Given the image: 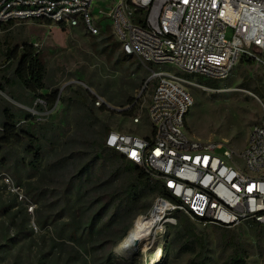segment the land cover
<instances>
[{
    "label": "rangeland",
    "instance_id": "obj_1",
    "mask_svg": "<svg viewBox=\"0 0 264 264\" xmlns=\"http://www.w3.org/2000/svg\"><path fill=\"white\" fill-rule=\"evenodd\" d=\"M94 3L95 10L105 4L104 0ZM23 41L37 46L46 83L57 90L59 99L43 111L35 110L45 127L40 135V166L30 170L29 156L17 145L6 164L0 163V173L18 183L27 197L19 199L0 179V264H192L198 244H185L178 232L191 224L197 236L205 233L208 264L238 255L248 264H264V228L260 231L251 222L202 226L177 212L161 218L146 250H118L134 221L150 212L159 195L146 191L133 208L122 211L112 192L123 188L131 174L120 171L112 176L114 166L109 161L100 167V161L94 160L85 169L84 161L109 128L141 136L150 133L147 105L155 80L147 81L149 70L137 59L123 56L108 23L97 35H88L82 27L61 28L32 20L14 21L6 28L0 25V68L7 64L8 50ZM152 67L173 70L169 64ZM78 88L90 111L80 101L67 100ZM189 91L193 105L185 116L186 132L202 140H225L238 149L251 126L262 119L264 68L245 59L217 80L216 90L190 85ZM96 95L103 98L100 106L94 104ZM134 98L137 103L131 108ZM0 99L32 113L40 103L35 100L26 106L1 92ZM134 114L137 123L132 121ZM11 218H22L25 230L18 231Z\"/></svg>",
    "mask_w": 264,
    "mask_h": 264
},
{
    "label": "built area",
    "instance_id": "obj_2",
    "mask_svg": "<svg viewBox=\"0 0 264 264\" xmlns=\"http://www.w3.org/2000/svg\"><path fill=\"white\" fill-rule=\"evenodd\" d=\"M94 1L0 0V24L49 21L97 35L108 23L123 56L137 59L155 83L147 105L150 133L111 129L105 146L161 185L166 195L155 199L166 204L161 218L177 212L202 226L251 222L264 228V112L238 149L185 130L193 105L189 86L216 90L188 75L224 79L242 58L264 68V0H104L98 10ZM164 64L173 70L152 67ZM102 102L96 95L94 104ZM0 179L26 200L9 175L1 172Z\"/></svg>",
    "mask_w": 264,
    "mask_h": 264
},
{
    "label": "trees",
    "instance_id": "obj_3",
    "mask_svg": "<svg viewBox=\"0 0 264 264\" xmlns=\"http://www.w3.org/2000/svg\"><path fill=\"white\" fill-rule=\"evenodd\" d=\"M12 20L1 23L3 28L12 24ZM50 24L49 21H45ZM62 28V27H61ZM108 37H106L107 40ZM118 43V42H117ZM119 46V44H117ZM114 47H116L114 43ZM114 50V49H113ZM7 65L0 68V92L10 96V98L18 103L26 106H32L36 99H42L44 104L36 103L33 107L35 110L43 111L47 107H51L59 94L56 89H52L46 82L45 66L41 60L39 50L36 45L30 41H23L19 46H15L6 53ZM242 58L240 61L245 60ZM247 61H251L246 59ZM9 64V65H8ZM207 81V80H206ZM207 83L211 87H217V80H208ZM136 86L135 83H133ZM7 91V92H6ZM74 95L67 97V100L80 101L87 111L90 108L89 103L83 95L81 89L74 90ZM95 101V99H94ZM137 103L136 98L130 103V107H134ZM100 106V105H99ZM87 111L83 113L82 118L87 120ZM89 113V112H88ZM134 116H136L134 114ZM37 115L25 109L15 107L10 102L0 99V163L6 164V157L13 152L14 147L21 146L23 151L29 156L27 167L30 170H36L42 162V150L40 144V135L45 127L37 120ZM111 129H107L102 140L93 144L89 157L84 161V168L87 169L94 160L100 161V167L104 166L105 161L113 164L114 169L112 176H118L120 171L130 173L131 179L123 186V188L112 192L116 198V205L122 206V211L133 208L144 195V193H156L158 195H166L161 185L153 180L144 170L133 162L126 160L123 156L111 150L106 153L108 148L105 146V137ZM110 150V149H109ZM112 159H117L114 164ZM14 178L18 182L19 177L14 174ZM16 185L19 186L18 183ZM15 198V197H14ZM15 200V199H14ZM15 202V201H13ZM8 208V207H7ZM18 213L22 214L19 209ZM10 221L16 225L18 231H24L25 227L22 218ZM73 221V218H72ZM198 223L197 221H193ZM199 224V223H198ZM256 229L263 230L259 224L252 223ZM195 226L185 225L180 227L178 231L184 237V243L187 245L198 244V253L192 264H208L206 257V236L202 232L198 236L194 232ZM220 264H248L244 257L231 256Z\"/></svg>",
    "mask_w": 264,
    "mask_h": 264
},
{
    "label": "bare ground",
    "instance_id": "obj_4",
    "mask_svg": "<svg viewBox=\"0 0 264 264\" xmlns=\"http://www.w3.org/2000/svg\"><path fill=\"white\" fill-rule=\"evenodd\" d=\"M166 204L159 201L150 210L149 213L136 219L125 235L124 239L119 243L118 250L122 253L130 250H137L141 248L146 250L152 243V236L155 234L158 227L157 224L161 220V215L165 211Z\"/></svg>",
    "mask_w": 264,
    "mask_h": 264
}]
</instances>
